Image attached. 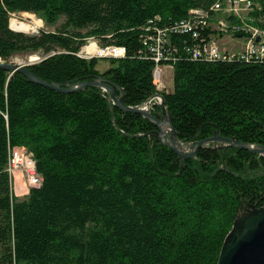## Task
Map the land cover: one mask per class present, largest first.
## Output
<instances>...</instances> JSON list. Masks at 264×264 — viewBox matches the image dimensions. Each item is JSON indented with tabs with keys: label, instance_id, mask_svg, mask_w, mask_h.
<instances>
[{
	"label": "trees",
	"instance_id": "obj_1",
	"mask_svg": "<svg viewBox=\"0 0 264 264\" xmlns=\"http://www.w3.org/2000/svg\"><path fill=\"white\" fill-rule=\"evenodd\" d=\"M213 2L0 0V59L42 53L28 66L37 77L71 84L100 75L135 106L156 92L146 27L183 25L193 8L214 17ZM24 11L65 20L56 30L11 29L10 15ZM254 15L250 23L264 28V11ZM201 28L167 34L172 90L160 93L177 138L217 133L264 145V61L191 59L186 49L209 31ZM89 36L123 46L124 56L99 71L98 58L76 54ZM107 97L97 86L64 93L0 68V264H216L236 218L264 207V156L209 142L182 160L151 121ZM13 146L31 153L41 177L22 197L6 169Z\"/></svg>",
	"mask_w": 264,
	"mask_h": 264
},
{
	"label": "built area",
	"instance_id": "obj_2",
	"mask_svg": "<svg viewBox=\"0 0 264 264\" xmlns=\"http://www.w3.org/2000/svg\"><path fill=\"white\" fill-rule=\"evenodd\" d=\"M212 13H217V21L201 22L197 19L190 21L187 25L147 26L149 32L145 35L143 43L147 45L152 54L154 67L152 69V80L156 88V92L166 90L160 83V73L162 66H171L173 59L167 57L168 47L170 43L167 34L174 31L192 30L194 27H207L209 29L206 40L200 39L201 45H195L186 50L190 53L191 59L204 60H230L239 59L245 61H264V31L254 32V24L250 20L254 18L255 11H264V0H214L210 6ZM237 33H241L238 36ZM237 34V35H236ZM193 37H197L198 33L193 31ZM224 36L236 39H244L242 47L230 50V48H219L216 44L217 39ZM256 37L259 40H256ZM233 38V37H232ZM76 54L80 57L89 58H119L125 54L123 46L115 45L114 48H99L95 53ZM163 60V62H160ZM153 101H159L155 97ZM157 103V102H156ZM152 104H149V106ZM6 169L14 178L15 173H19L25 187L38 186L41 177L35 168V161L31 153L22 146H13L9 149Z\"/></svg>",
	"mask_w": 264,
	"mask_h": 264
},
{
	"label": "water",
	"instance_id": "obj_3",
	"mask_svg": "<svg viewBox=\"0 0 264 264\" xmlns=\"http://www.w3.org/2000/svg\"><path fill=\"white\" fill-rule=\"evenodd\" d=\"M238 36H241V33H238ZM32 63L34 62L28 61L21 63L0 59V68L8 70L9 74H12L14 71L21 72L32 82L64 93L78 90L84 86L93 85L100 87L108 94L106 99L111 101L112 104L116 105L121 110L139 113L151 121L155 126V129L152 131L155 138L171 148L182 160L188 157H195L199 147L209 142L218 143L219 147L230 146L244 148L250 152L264 156V145L242 142L234 138L220 136L217 133L200 140L181 141L176 136L171 116L168 114L163 97L159 92H154L145 101L135 106L125 105L122 102L123 92L118 85L100 75L90 81L71 84H67L66 82H48L37 77L29 70L28 66ZM114 88L119 90V95H115ZM155 97L159 98V101H156L157 103L153 101ZM150 101L159 106L160 113L158 115L151 112L149 108ZM110 114L113 118L112 111H110ZM164 125H167L169 128L167 132L163 129ZM236 221L237 220L234 221L220 247L216 264H264V209L258 208L256 213L244 217L241 229L233 233L231 230L238 224V221Z\"/></svg>",
	"mask_w": 264,
	"mask_h": 264
},
{
	"label": "rangeland",
	"instance_id": "obj_4",
	"mask_svg": "<svg viewBox=\"0 0 264 264\" xmlns=\"http://www.w3.org/2000/svg\"><path fill=\"white\" fill-rule=\"evenodd\" d=\"M10 17H15V18H17L18 20H21V21L30 20L32 25H34L33 19H40L41 20V24L40 25L36 26L35 28H30L29 30L24 31L25 33H37L41 29L42 30H48V31L49 30H56L63 23V21L65 20L64 16H61L54 24H46L42 17L38 16L35 13L26 12V11H24V12H14V13H12L10 15ZM214 18H215L214 20L217 21V19H216L217 18V14L214 15ZM85 30L86 29H82L81 31L85 32ZM232 37L224 36V37H222L220 39H217L216 44L218 45L219 48L226 47V48H230V50H235L236 48L242 47L244 39H236L235 36H232ZM89 38H94V37L93 36L86 37L85 40H84V43L77 50V52L79 50L83 51L84 53L87 52L88 54L97 52V49H95L93 47L94 44L90 43V42H94V41H88L87 42V40ZM256 40H259V38L256 37ZM82 46H83V48H82ZM81 51L79 52V54H82ZM29 55H33L35 57L33 59V62H37V61H39L42 58V53H32V54H28V55L17 54V55H14V56L10 57L8 60L9 61L23 63V62H27L28 61V56ZM97 60L98 61H97V64H96V68L99 71H102V70H104L105 68H107V67H109L111 65V62H110L109 58L99 57ZM160 83H161V85L164 86V89H166L165 91L172 90V67L171 66H166V65L162 66L161 73H160ZM150 103H151V101H150ZM13 179H14V184H15L16 189H18L19 191L22 190L21 180H23V179H20L18 176H14ZM23 184H25V183H23ZM16 185H18V186H16ZM26 189H29V187H26ZM259 209H264V207H260ZM256 210H258V209L248 208V209L243 210V212L236 218V220L238 221V224H236L232 228L231 231L233 233H236L237 230L241 229V227L243 226L242 221H243L244 217H246V216H248L250 214L256 213ZM229 238H230V236H229Z\"/></svg>",
	"mask_w": 264,
	"mask_h": 264
},
{
	"label": "bare ground",
	"instance_id": "obj_5",
	"mask_svg": "<svg viewBox=\"0 0 264 264\" xmlns=\"http://www.w3.org/2000/svg\"><path fill=\"white\" fill-rule=\"evenodd\" d=\"M214 3V2H213ZM213 3L210 5V6H212L213 5ZM210 6H209V10H210ZM209 11H207V10H204V9H201V8H193V9H191L190 11H189V13H190V16L187 18V19H185V20H183L182 22H183V25H187V24H190V21L191 20H193V19H197V20H199V21H201V22H215V18L214 17H211V16H209L210 15V13H208ZM217 13H213V15H216ZM217 19V18H216ZM261 20H264V17H262L261 18ZM33 23H34V25H32L31 24V21L30 20H26V21H21V20H18L17 18H15V17H10L9 18V27L11 28V29H14V30H17V31H22V32H24V31H27V30H29L30 28H35L36 26H38V25H40L41 24V20L40 19H33ZM262 31H264V28H260V27H258L257 25H254V32H262ZM88 41H94V42H90V43H92V44H94V48L95 49H99V48H114V46L115 45H113V44H109V45H99L98 43H97V40L96 39H94V38H89L88 40H87V42ZM86 42V43H87ZM86 47V46H85ZM82 48H83V46H82ZM81 50H79L77 53H79ZM81 53H84L83 51H81ZM85 53H87V52H85ZM35 57L33 56V55H29L28 56V61L29 62H33V59H34ZM27 61V62H28ZM163 129H164V131H168L169 130V128H168V126L167 125H164L163 126ZM23 147V146H22ZM25 148V147H24Z\"/></svg>",
	"mask_w": 264,
	"mask_h": 264
},
{
	"label": "crops",
	"instance_id": "obj_6",
	"mask_svg": "<svg viewBox=\"0 0 264 264\" xmlns=\"http://www.w3.org/2000/svg\"><path fill=\"white\" fill-rule=\"evenodd\" d=\"M14 176H18L21 179L19 173H15ZM16 186H18V185H16ZM21 186H22V190L19 191L18 189H16L15 184H14V179H13V191H14V194L17 195V196H20V197L24 196L28 192V189H26V187L24 186L22 180H21Z\"/></svg>",
	"mask_w": 264,
	"mask_h": 264
}]
</instances>
